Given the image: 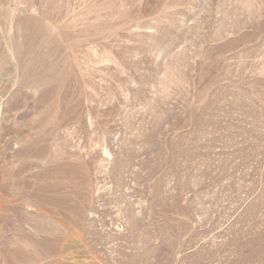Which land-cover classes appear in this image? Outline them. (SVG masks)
<instances>
[{
    "label": "rangeland",
    "instance_id": "1",
    "mask_svg": "<svg viewBox=\"0 0 264 264\" xmlns=\"http://www.w3.org/2000/svg\"><path fill=\"white\" fill-rule=\"evenodd\" d=\"M0 264H264V0H0Z\"/></svg>",
    "mask_w": 264,
    "mask_h": 264
}]
</instances>
